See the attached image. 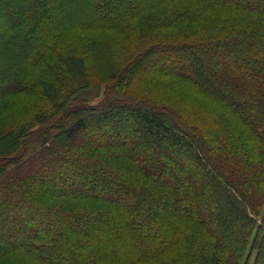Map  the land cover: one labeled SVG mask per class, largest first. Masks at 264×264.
<instances>
[{
    "label": "trees",
    "instance_id": "1",
    "mask_svg": "<svg viewBox=\"0 0 264 264\" xmlns=\"http://www.w3.org/2000/svg\"><path fill=\"white\" fill-rule=\"evenodd\" d=\"M34 90L45 105L6 122ZM33 213L71 217L67 234L20 249ZM14 258L264 264V0H0V264Z\"/></svg>",
    "mask_w": 264,
    "mask_h": 264
},
{
    "label": "rangeland",
    "instance_id": "2",
    "mask_svg": "<svg viewBox=\"0 0 264 264\" xmlns=\"http://www.w3.org/2000/svg\"><path fill=\"white\" fill-rule=\"evenodd\" d=\"M74 20L76 21V17H74ZM51 22V21H50ZM49 22V23H50ZM48 25L50 26L51 23ZM64 24L66 25V22H64ZM71 24V23H69ZM46 26V24L44 25L43 29L45 30V36L50 38V35L52 33V31L50 32L49 36H48V27ZM152 62V61H151ZM153 63V62H152ZM168 64V62L163 63L164 66H166ZM168 69H170V64L167 65ZM3 101V100H2ZM1 101V104H3V102ZM45 105V101L42 97V95L39 93V91L34 90L32 91L31 95H25V96H20L18 97L15 101H7L5 103V107H7V116H6V122H9V119L13 118V117H22L23 119L28 117V115L31 113L32 115L38 110V106L40 107ZM13 107V108H11ZM263 129V126H261V130ZM256 131H259V129H256ZM89 139H91V136L89 135L88 137ZM112 140H115V137L112 138ZM50 158L46 159V168L49 169L50 168V164H49ZM45 167V165H44ZM38 175V172H37ZM35 175V178L36 176ZM70 182H72V180H69ZM36 182V181H35ZM70 182H67V186L70 184ZM63 183H60L59 188L62 189L64 188V185H62ZM74 185H76V187L79 185V183L76 181L74 182ZM87 187V186H86ZM66 188V186H65ZM71 191L70 187L64 189V191ZM39 192H37L36 194H38ZM133 190L131 189L126 195L123 196L124 199H128V198H135L133 197ZM120 199V198H119ZM122 202V201H121ZM120 203V201H119ZM117 203L116 205H119L118 207H120V204ZM200 211H202L201 208H199ZM23 222L26 224L28 220H32L33 218H35V220L37 222H39L40 226H38L39 229V234H38V239L36 240V242H34L31 239L25 238L22 239L20 238L21 235H16L14 242L18 243L20 246H18L20 249H24V248H30L29 250H34L33 248L36 247H32L33 245H37V243L44 245L43 247H45V245H49L50 241H57L56 239V234L58 233H64L65 235L67 234L66 231H64V228L66 226V224L69 223V221L72 219L71 217L68 218H60L58 219H50L48 218H39V216H37L36 213H33L31 215H25L23 217ZM74 218V217H73ZM71 230V228H70ZM72 230H75V227L72 228ZM64 231V232H63ZM20 240V242L18 241ZM24 247V248H23ZM39 247V246H38ZM38 247L36 248L38 250ZM33 252V251H32ZM20 260V259H19ZM21 264H23V262L20 261ZM10 264H18L15 261L14 258V262H12V260L10 261Z\"/></svg>",
    "mask_w": 264,
    "mask_h": 264
}]
</instances>
